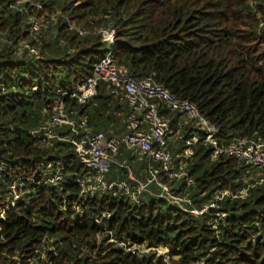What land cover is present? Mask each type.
<instances>
[{
	"label": "trees",
	"instance_id": "trees-1",
	"mask_svg": "<svg viewBox=\"0 0 264 264\" xmlns=\"http://www.w3.org/2000/svg\"><path fill=\"white\" fill-rule=\"evenodd\" d=\"M32 1L51 14L60 12L80 30L114 29L115 62L138 80L153 75L171 94L193 103L219 127L224 142L264 140V0ZM17 3L0 0V264H37L44 252L49 264H171L167 257L174 255V264H264V184L245 200L223 201L226 217L216 230L209 215L184 213L146 191L140 201L131 199L128 191L136 192L138 183L130 173L145 181L151 162L121 146L107 179L126 182L127 188L95 197L81 192L77 180L84 169L67 140L83 136L80 130L59 128L60 139L44 146L32 132L59 92L92 74L109 44L102 34L82 35L62 19L54 39L47 33L30 38L26 19L36 13L29 14V4L18 10ZM64 101L76 118L86 117L94 132L107 137L127 133L134 114L105 83L87 105ZM160 111L173 137L179 114L164 103ZM168 147L177 160L184 141H168ZM46 161L65 165L56 187L44 182L40 164ZM250 170L235 157L212 159L210 147L200 141L185 168L195 186L185 177L163 181L175 193H188L199 208L218 189L244 188ZM16 181L22 195L2 217ZM147 189L161 192L155 184ZM103 213L110 217L98 223ZM50 241L54 250L45 248ZM142 245L164 246L170 253L143 254L137 248Z\"/></svg>",
	"mask_w": 264,
	"mask_h": 264
},
{
	"label": "built area",
	"instance_id": "built-area-1",
	"mask_svg": "<svg viewBox=\"0 0 264 264\" xmlns=\"http://www.w3.org/2000/svg\"><path fill=\"white\" fill-rule=\"evenodd\" d=\"M23 3L42 7L32 0H18V4ZM16 8L23 10V7L16 6ZM34 29L38 30V25L34 26ZM101 34L104 41L109 44L106 53L96 63L91 75L75 80L70 91L57 94L58 97L44 122L32 132L33 137L39 145L44 146L53 139H60L56 135L59 128L72 126L80 130L83 136L67 140L75 147L76 158L84 169V178L78 179L77 183L81 192L90 197L113 188H127L126 182L110 183L107 179L111 165L116 163L115 158L121 146L137 155L147 157L151 163L146 169L145 181L136 179L130 173V179L136 181L138 187L136 192L128 191V196L140 201L141 198L138 199V195L146 191L166 200L184 213L196 217L209 215L210 223L214 229L218 230L226 217L221 203L225 200H245L250 197L253 189L264 184V140L261 137H235L229 142H224L219 127L201 114L193 103L171 94L153 75L138 80L124 67L119 66L114 60L115 31L104 29L101 30ZM26 47L32 53H37L29 45L26 44ZM101 83L107 84L119 102L127 105L134 113L128 119V132L125 134L107 137L103 132H94L86 117L76 118V114L67 108L65 97L76 101L80 106L87 105L97 95ZM162 103L179 114V126L173 137H169L172 132L170 120L163 117L160 111ZM188 125L191 131L189 135H185L182 130ZM177 139L184 141V149L179 152L178 159L175 160L169 150L168 141L175 142ZM200 141L210 147L212 159L220 156L235 157L252 172L245 177L244 188L218 189L207 202L197 208L188 193H175L171 186L164 183L163 176L177 180L185 177L188 185L195 186L194 180L188 176L185 168L187 161L194 155V146ZM40 168L44 172V182L47 185L56 187L64 179L65 165L63 163L46 161L40 164ZM150 184H155L161 192L154 194L149 191L147 187ZM11 191L12 202L1 212L2 217L6 210L15 207L22 195L17 181L12 183ZM211 214H214L212 218H210ZM109 217V213H103L97 222L100 223ZM37 264H46L44 256Z\"/></svg>",
	"mask_w": 264,
	"mask_h": 264
},
{
	"label": "rangeland",
	"instance_id": "rangeland-1",
	"mask_svg": "<svg viewBox=\"0 0 264 264\" xmlns=\"http://www.w3.org/2000/svg\"><path fill=\"white\" fill-rule=\"evenodd\" d=\"M18 8L23 7V4H18L16 5ZM29 7H31V13H36L34 15H30L27 19H26V25L29 27L27 30H29V34H30V38L33 37H41L43 36L45 33H47V38L52 40L56 37L57 35V25L59 23H57L59 21V19H62L63 22H66L69 25V28L72 30H76L77 32L79 31L80 34L82 35H86L89 33H100L101 34V30H104L103 28L101 29L100 27L96 28V29H83L80 30V28H78L77 26H75L74 24L70 23V21L65 18L64 16H62L60 14V12H56L54 14H51L49 11L44 10V8H40V7H35L32 4H29ZM30 9V8H29ZM36 25H38L39 29L35 30L34 26L36 27ZM89 30V31H88ZM105 30H114V29H105ZM41 31V33H40ZM87 31V32H86ZM38 33H40V35H37ZM46 35V34H45ZM38 53V51H36ZM37 53H34L35 55H37ZM45 248L48 250H54L55 247H52V241L49 242V245L47 246L45 244ZM141 252L144 253H154L157 256H167L170 253V249L164 246H160V247H156L153 249H150L147 245H142L137 247ZM44 255V262H46V264H49L46 259V254L45 252L43 253ZM178 256L174 255L173 259H170V257H167V260L171 263L174 264L173 262H176Z\"/></svg>",
	"mask_w": 264,
	"mask_h": 264
},
{
	"label": "water",
	"instance_id": "water-1",
	"mask_svg": "<svg viewBox=\"0 0 264 264\" xmlns=\"http://www.w3.org/2000/svg\"><path fill=\"white\" fill-rule=\"evenodd\" d=\"M216 255H217V252L214 251V253H213V258H216Z\"/></svg>",
	"mask_w": 264,
	"mask_h": 264
}]
</instances>
